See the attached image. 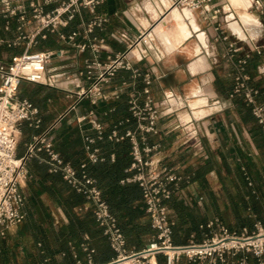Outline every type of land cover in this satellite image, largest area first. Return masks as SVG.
<instances>
[{"label":"crops","instance_id":"obj_1","mask_svg":"<svg viewBox=\"0 0 264 264\" xmlns=\"http://www.w3.org/2000/svg\"><path fill=\"white\" fill-rule=\"evenodd\" d=\"M28 1H22L27 8L28 20L21 32L29 36L33 26L29 20ZM61 1L45 5L44 10H52ZM216 1L223 7L225 28L233 38L250 50L253 45L264 43V17L247 12L251 0ZM243 13H247L250 20L246 21ZM94 16H104L106 21L84 35L85 26ZM0 25H4L1 16ZM17 25L15 18L10 19V29L0 30V39L16 38L20 33ZM60 30L79 32L74 45L60 41L56 33H47L45 39L37 36V44L31 47V50L36 47L37 50L55 52L48 64V72L56 75L57 84L21 83L19 96L34 103L41 122L38 128L25 122L20 125L17 157L25 152L32 136L48 130L47 139L65 162L75 166L86 160L84 134L93 136L94 132L87 124L79 126L76 117L93 110L108 133L113 125L107 121V111H113L121 102L127 105L129 93L141 89L143 82L141 77L134 78L131 70L120 69L104 87L106 92H111L124 82L125 89L119 98L97 104L83 99L70 109L75 96L70 97L68 91L78 90L71 81L88 87L90 81L86 76H79L80 71L85 73L87 60L103 63L107 57L127 52L134 69L150 74L149 88L154 104L159 108L170 106L175 109L182 121L190 117L194 120L181 127L175 115L163 117L158 122L159 132L148 138L150 143L160 144L150 157L160 159L161 164L171 166L184 177L174 192V198L188 209L185 213L187 221L177 225L179 232L191 218L200 223L215 219L216 207L224 213L230 206L227 193H237L238 177L244 167L253 178L264 177L261 151L264 134L241 97H230L233 80L231 66L222 59L223 44L213 40L215 31L198 13L171 6L170 0H100L94 14L81 7ZM100 39H103L104 47L94 53L90 44ZM26 41L24 39L18 46L1 43L0 54L4 59H10L24 50ZM80 43L87 44L83 51L77 47ZM258 65H264V53L260 56L253 53L248 63L252 76L250 84L263 92L264 78L257 71ZM120 98L121 102H118ZM258 100H264L263 93ZM187 131H191L193 138L184 143ZM93 146L98 147V144L95 142ZM129 164L123 168L120 183L132 175L125 172ZM26 169V177L19 185L25 198V217L21 223L10 227L0 240V264H75L73 250L80 259H85L81 244L94 248V264L110 261L114 253L91 211L83 208L87 205L84 197L59 173L49 171L47 154L39 151ZM194 234L191 231L187 238L195 237ZM142 237L144 241L140 247L128 243L125 237L127 246L143 247L147 238ZM196 237L197 240L202 238L200 233ZM17 247L20 248L18 253ZM102 248L106 250L104 258ZM151 262L164 264V257L157 255ZM176 264L191 263L182 258Z\"/></svg>","mask_w":264,"mask_h":264},{"label":"built area","instance_id":"obj_2","mask_svg":"<svg viewBox=\"0 0 264 264\" xmlns=\"http://www.w3.org/2000/svg\"><path fill=\"white\" fill-rule=\"evenodd\" d=\"M22 1L1 0L0 3V16L4 19V25H0V30H9L12 18L17 20V29L20 30L16 38L0 39V44L18 46L27 39L21 53L7 60L0 54V240L6 236L10 227L24 220L25 198L20 191V181L26 177L27 164L43 150L48 156L49 171L59 173L77 193L84 197L87 205L83 208L91 211L96 225L107 238L114 257L103 264H155L151 261L155 260L157 255H163L164 264H176L182 258L191 264H264V225L260 222H255L251 230L244 227L240 231H231L215 218L201 226L206 229L201 240L197 241L192 235L186 243L173 242V222L169 219L170 210L167 201L178 189L184 177L171 166L161 164L160 159L150 157L160 148V144L150 143L148 138L159 132L158 122L161 118L172 115L177 117L176 110L170 106L159 108L154 104L149 88L150 74L134 69L127 52L107 57L103 63L96 59L87 60L86 71L85 73L80 71L79 76L85 75L90 85L84 88L80 86V82L71 81L78 90L68 93L70 97L75 96V101L70 107L73 109L83 99L97 104L99 101L106 102L119 98L125 89L124 82L111 92H106L104 87L120 69L131 70L134 78L142 79V88L132 90L127 98V110L135 123L134 128H126L120 132L118 127L123 121H119L112 126L106 138L113 142L128 139L130 143L131 162L125 172H132V175L121 182H135L141 189L144 215L153 230L152 237L143 247L127 246L125 235L118 227L116 218L110 212L95 180L84 172L86 161L96 163L104 159L100 155L99 148L93 146L97 139L100 140L104 136L103 123L97 118L95 111L91 110L76 117L79 126L87 124L89 130L95 134L94 136L84 134L87 156L78 166L65 162L60 157L52 142L47 139L48 130L32 136L25 152L17 157L20 125L25 122L31 127L38 128L41 122L34 103L19 96L21 83L46 86L57 84L56 75L48 72V64L55 52L50 49L31 50V47L37 44L36 37L45 39L47 33H56L60 41L74 45L79 32L64 33L60 28L68 25L79 8H87L91 14H94L96 6L100 3V0H62L59 6L45 11V5L56 0H29L27 6L33 32L28 36L21 32L28 20L27 8ZM170 2L171 6L183 7L198 13L201 19L213 28L215 31L213 40L223 44L222 59L231 66L233 88L230 97H241L264 134V100H258L264 91L261 92L258 87L250 84L252 76L248 71L252 54L262 55L264 43L253 45L250 50L233 38L232 33L227 32L225 28L223 7L216 0H170ZM247 12L264 17V0H251ZM105 21L104 16H94L85 26L84 35L90 34L95 27H100ZM77 47L83 51L87 44L80 43ZM103 47V39L90 44L94 53L99 52ZM93 70H96L95 74L92 73ZM257 71L264 78V65H258ZM177 120L181 127L194 121L192 117L186 121L177 117ZM128 121L125 119V122ZM192 138L191 131H187L183 142L186 143ZM109 158L114 161V154L111 153ZM248 184L250 185V182ZM84 238L88 239V236L84 235ZM81 249L85 252V259H80L73 250L75 264H94V248L81 244Z\"/></svg>","mask_w":264,"mask_h":264},{"label":"trees","instance_id":"obj_3","mask_svg":"<svg viewBox=\"0 0 264 264\" xmlns=\"http://www.w3.org/2000/svg\"><path fill=\"white\" fill-rule=\"evenodd\" d=\"M117 101L121 102V98ZM106 116L108 117L109 125L123 121L122 125L118 127L119 131L122 130L123 132L126 128L133 129L135 126L124 102L117 104L113 111H107ZM125 119L129 121L125 122ZM106 134L107 132L104 130L103 138L96 140L100 155L104 159L96 163L86 161L84 172L95 180L96 186L100 189L104 201L108 204L110 212L116 218L117 225L127 238L128 243L140 247L144 241L142 236L145 235L148 241L153 235V230L144 215L141 189L138 184L135 182L120 183L123 168L131 162L130 154H128L130 143L128 139L118 142L109 141L106 138ZM261 140V151L264 154V135ZM110 153L114 154V161L110 160ZM126 174H132V172H126ZM190 178H192L191 175ZM238 181L236 185L237 193H227L230 199V206L224 213L216 207L214 209L215 218L231 231H240L244 227L251 230L255 222H260L264 225V177L260 175L257 179L253 178L246 167H244V171L238 177ZM167 205L171 212H169V219L173 222L172 240L175 244L186 243L188 240L187 236L191 231L195 232L194 238L196 240V235L199 233L203 237L206 229L201 226H204L206 222L200 223L195 218H191L188 221L189 224L179 232L177 225L187 221L185 213H187L188 209L174 198V193L167 201ZM102 251V257L104 258L106 257L105 248H102Z\"/></svg>","mask_w":264,"mask_h":264},{"label":"bare ground","instance_id":"obj_4","mask_svg":"<svg viewBox=\"0 0 264 264\" xmlns=\"http://www.w3.org/2000/svg\"><path fill=\"white\" fill-rule=\"evenodd\" d=\"M243 16H244V18H245V20L247 21V20H250V16L247 14V13H243ZM251 24V23H250ZM245 25V24H244ZM248 26H249V24H247ZM254 25V24H253ZM246 26V25H245ZM259 26V25H258ZM247 27V26H246ZM250 27H251V25H250ZM248 29H250L249 27H248ZM247 30V29H246ZM250 32V31H249ZM248 32V33H249ZM258 34V33H257ZM240 36H241V33H240ZM255 36V35H254ZM245 38V37H244ZM199 114H201V112H199Z\"/></svg>","mask_w":264,"mask_h":264},{"label":"rangeland","instance_id":"obj_5","mask_svg":"<svg viewBox=\"0 0 264 264\" xmlns=\"http://www.w3.org/2000/svg\"><path fill=\"white\" fill-rule=\"evenodd\" d=\"M32 49H33V50H37V48H36V47H33ZM184 115H186V113H185ZM184 118H185V117H184ZM7 243H8V242H7ZM11 243H13V244H14V241H13V242H11ZM15 249H16L17 253H18V251H20V248H19V247L15 248ZM18 256H19V255H18ZM18 256H17V259L19 258Z\"/></svg>","mask_w":264,"mask_h":264}]
</instances>
